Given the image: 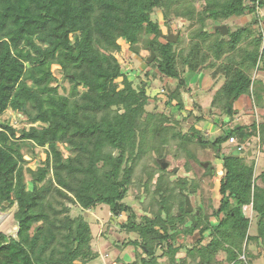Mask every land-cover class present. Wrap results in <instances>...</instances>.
<instances>
[{
	"label": "trees",
	"instance_id": "16d2710c",
	"mask_svg": "<svg viewBox=\"0 0 264 264\" xmlns=\"http://www.w3.org/2000/svg\"><path fill=\"white\" fill-rule=\"evenodd\" d=\"M259 8L264 0H0V116L10 108L32 124L0 122V212L15 205L17 227L15 235L0 232V264H90L100 256L92 243L95 236L84 216L71 215V205L87 210L99 204L116 217L127 214L122 227L138 239L126 245L142 251L134 264H218L220 251L227 264H251L257 256L249 243L264 248V168L255 175L256 162L247 157L248 150L252 155L264 149V83L253 78L255 71L264 76ZM155 10L170 31L179 21L175 42L152 18ZM247 15L252 21L246 25L230 26ZM184 21L193 23L187 32ZM121 42L130 54L147 58L151 74L165 81L169 106L185 107L188 73L216 67L224 81L211 105L224 116L237 112L234 104L243 96L262 101L256 120L232 126L218 122L227 129L212 141L223 172L212 212L216 224L201 207L184 210L196 182L186 176L171 179L174 170L161 166L170 153L183 156L189 170V161L207 141L197 123L183 131L178 118L147 110L150 97L156 101L159 92L149 94L146 77L133 86L116 55ZM196 106V121L206 120L202 106ZM231 136L237 143L222 151ZM239 144L242 151H237ZM23 147L42 148L43 160L27 157ZM37 160L41 164L32 168L29 163ZM144 175L142 203L150 215L136 221L123 199L133 178L138 185ZM252 213L255 233H250ZM194 231V242L178 241ZM182 249L185 255L178 258Z\"/></svg>",
	"mask_w": 264,
	"mask_h": 264
},
{
	"label": "rangeland",
	"instance_id": "374dc122",
	"mask_svg": "<svg viewBox=\"0 0 264 264\" xmlns=\"http://www.w3.org/2000/svg\"><path fill=\"white\" fill-rule=\"evenodd\" d=\"M198 5V3H197ZM152 18L154 20H158L162 32L166 33V27L163 25V18L162 14L159 10H155L152 14ZM261 25L264 28V17H260ZM252 21V17L247 15L243 16L239 19H236L234 21H230V26L234 29L237 26H244L248 22ZM178 20L173 21L172 25H178ZM193 23H190L188 21L183 22V32H187L189 27H191ZM259 25V24H258ZM176 28L175 30H177ZM172 31L174 34H177L176 31ZM122 49L120 52H118L116 55L118 57V61L122 64L124 72L127 73V76L130 80L133 81V86L138 87L140 84V79L147 78V81L149 83V94H152V96L157 93V99L156 101H152L150 97L149 104L146 105L147 110H151L155 108L157 111H164L169 116H174L179 119L181 122V128L183 131L189 130L190 126L195 124V127H197L203 136V139L207 141V144L200 150L196 151V160H190L189 170L186 168L185 158L183 156L180 157H173L170 153H166V162L167 164L161 163V166L165 167L168 166V170H174V173L170 175L171 179L179 178L180 176H186L187 181L189 182H196V186H194L195 191H189V200H190V206L188 209L191 211L196 210L198 207H201V210L209 217V221L212 224H216L217 220L216 217L213 215V209L217 207L220 199V193L218 191V184L220 177L222 176V162H221V154L219 156L215 155V148L212 145L213 139L220 135L225 129H227V126H232L236 122H238L239 119H243L241 121H249L246 120L251 116L250 114L253 113V108L256 111L257 115L253 113V119L256 120L261 112V100L258 99L257 96H253L254 98H250L249 96H244L243 98L239 99L235 102L234 107L238 109L239 113L236 112L230 116H224L221 113V109L218 106H212L211 105V92H213V89H217L222 82L224 81L223 73L221 72L220 67L211 68V69H202L199 72L196 73L197 77L200 78L202 75L200 74H207L209 76V79H211L210 84L212 85L201 88L199 87L198 90H195V86L199 85V81H191L189 78L192 77L191 74H187V85L183 89V101L185 104V107L181 110H179L176 106H169L166 104V96L163 92L164 88L162 87V83H165L163 80L160 81L159 77L153 76L152 69L153 67L151 64L147 66L146 59L140 56H137L135 54H130L126 50V45L121 42ZM151 69L149 72L150 74H145L147 72L145 69L147 67H150ZM139 74V75H138ZM57 79L58 82L61 84V86L65 87V89H68V82L65 79H62L61 74L57 73ZM138 75V76H137ZM200 75V76H199ZM142 76V77H141ZM144 76V77H143ZM259 76V75H258ZM257 76V77H258ZM195 78V75L193 76ZM196 77V78H197ZM193 78V79H194ZM259 78L264 83V77ZM170 82H172L169 79ZM166 81V82H169ZM173 83V82H172ZM196 84V85H195ZM59 91L62 92V89L59 88ZM65 92V91H64ZM215 92V91H214ZM214 94V93H213ZM212 94V95H213ZM197 104L199 106H202L203 111L206 113L204 115L206 117V120L202 122H198L195 119V116H198L200 114L199 108H197ZM192 113H189V112ZM211 113V114H210ZM224 120L227 126H224V128H220L218 125V122L220 120ZM10 120L16 127H25L28 128L30 124L26 120V116L22 113H18L15 111H12L10 108L6 109L0 116V122ZM237 120V121H236ZM195 122V123H194ZM216 123V124H215ZM34 125H36L34 123ZM257 139V138H256ZM234 143H230L229 140L221 144L222 151H229L232 150ZM256 144L252 142L251 147L257 148L255 146ZM62 148V147H61ZM258 149V148H257ZM264 149L254 150L252 155H248L247 157L249 159H254V162H256L255 166V175L258 174L263 168H264ZM23 153L27 155V157H35L39 156L41 160L44 158V152L42 148L36 147L34 151L29 149L28 147H23ZM258 154V155H257ZM41 160L35 161V163H29V165L32 168H35L37 165L41 164ZM164 164H166L164 166ZM204 164H207L204 166ZM219 164V165H218ZM28 164H25L27 166ZM155 165V164H154ZM207 169V170H206ZM206 170V171H205ZM212 172V173H211ZM156 174L154 175L153 182L156 179ZM25 179H29L28 173H25ZM142 182L140 184L135 185L137 183V178H133V183L129 186V189L127 191V194L123 201L128 204L136 213V221H139L142 216L144 215H150V211H145L143 209V203L142 200L145 197V193L143 191V182L146 180V176L144 175L142 177ZM256 182L259 183V180ZM26 187L29 188L30 184L26 182ZM188 195V193H187ZM186 200V199H185ZM16 209V206L13 205L9 208H7L5 211L0 212V232L6 234V235H15L16 233V223L13 218V213ZM185 211L187 210V207L184 208ZM178 211V205L177 203H173L172 205V212L174 214H177ZM189 213V212H187ZM82 215L84 218L90 222L93 235L95 236L92 240V243L94 245V249L98 251V244L103 245L106 247V242L104 241L106 238L103 236L104 233H109L111 236L114 237L115 241L113 248H109L112 250V253L110 254V251L104 252L102 250L98 251L99 253H107L108 256L112 259H114L116 264H134L135 261L139 258V256L142 255V251L140 248H134L131 245H126L128 240L132 239H138V234L133 231H129L127 228L122 227V224L126 222L127 214L122 213L120 216H114L112 215L109 207L104 204H99L95 208L83 210L79 206H73L71 205V215ZM251 227H250V233L256 232V226H255V215L251 214ZM187 222L185 225H188L190 223V217H186ZM179 224L178 226H180ZM101 235L98 237V234ZM178 241H184L186 243H192L196 240L198 237L197 231H194L193 234L183 236H178ZM98 238V239H97ZM207 241V240H206ZM205 241V242H206ZM257 244V245H256ZM251 242L249 243V249L252 252H255L256 256L259 255L261 252H264V248H262L261 245L258 243ZM102 246V247H103ZM261 246V247H259ZM117 252V253H116ZM185 255V250L182 249L177 254L178 258L183 257ZM216 259L218 261V264H227V261L225 260V255L223 252H219L216 256ZM257 258L253 259L251 264H259L256 262ZM90 264H102L101 257L99 256L96 260L92 261ZM263 264V263H261Z\"/></svg>",
	"mask_w": 264,
	"mask_h": 264
},
{
	"label": "crops",
	"instance_id": "0c3cea01",
	"mask_svg": "<svg viewBox=\"0 0 264 264\" xmlns=\"http://www.w3.org/2000/svg\"><path fill=\"white\" fill-rule=\"evenodd\" d=\"M262 12H264V8H259ZM195 75V78L193 77ZM200 75H202L200 78H198L197 77V75L196 74H191V76L192 77H190L189 79L191 80V81H199V85H197V86H195V90H198L199 89V87H201V88H205V87H208L209 85L211 86L212 85V83L210 84V80L211 79H209V76L207 75V74H200ZM199 75V76H200ZM261 78L262 77H264V76H261V75H259ZM258 76V77H259ZM197 77V78H196ZM194 78V79H193ZM196 85V84H195ZM214 91H215V89H213V92H211V97L213 96L212 94L214 93ZM244 97V96H243ZM242 97V98H243ZM247 97V96H246ZM235 109H236V107H235ZM236 111L238 112L239 110L238 109H236ZM239 113V112H238ZM251 116L249 117V115H248V118L246 119V120H249V121H241V120H243V119H239L238 120V122H244V123H249V122H251L252 121V119H253V113H251L250 114ZM237 121V120H236ZM219 165V164H218ZM222 165V164H221ZM218 188H219V184H218ZM101 235V232H100V234H98V237ZM105 237L106 238H108V239H105L104 241L106 242V247H104L103 245H99L98 244V251H101L102 252V250L104 251V252H109L110 251V254L112 253V250L115 248L114 246H113V244H114V241H115V239H114V237L113 236H111L109 233H105ZM98 239V238H97ZM103 246V247H102ZM109 248H113L112 250H110ZM117 253V252H116ZM254 255H256L255 254V252H252ZM257 259V261L256 262H258L259 264H261V263H263L264 264V252H261L259 255H257V257H256ZM111 259V258H110Z\"/></svg>",
	"mask_w": 264,
	"mask_h": 264
},
{
	"label": "built area",
	"instance_id": "2783aa9c",
	"mask_svg": "<svg viewBox=\"0 0 264 264\" xmlns=\"http://www.w3.org/2000/svg\"><path fill=\"white\" fill-rule=\"evenodd\" d=\"M257 13L259 14V17H264V12H262L260 9H257ZM176 28H177V25H174V26L172 25V30L173 31ZM166 33H167V30H166ZM166 33H164V34H166ZM262 48H264V28L262 29V45H261V49ZM257 76H258V74L255 71L253 73V78H256ZM229 142L230 143H234V144L237 143L235 137H233V136L229 137ZM242 149H243V145L239 144L237 146V151H242ZM248 210H249V212L251 211V206H248ZM99 254H100V257H101V260H102V264H116L114 259L111 260L107 253H99ZM240 257L244 259V255L243 254Z\"/></svg>",
	"mask_w": 264,
	"mask_h": 264
},
{
	"label": "water",
	"instance_id": "95a60500",
	"mask_svg": "<svg viewBox=\"0 0 264 264\" xmlns=\"http://www.w3.org/2000/svg\"><path fill=\"white\" fill-rule=\"evenodd\" d=\"M219 29H221L224 33L227 32V29H226V26L225 25H221L219 26ZM166 36V39L170 42H175L177 40V37H178V34H174L173 32H170V31H167V34L165 35ZM153 58V54H151L149 60H151ZM251 151L248 150V155H250ZM166 164H164L165 166ZM207 164H204V166H206ZM185 204H186V207H187V210H190L188 209V207L190 206V200H189V197L186 196L185 197Z\"/></svg>",
	"mask_w": 264,
	"mask_h": 264
},
{
	"label": "clouds",
	"instance_id": "9594fccd",
	"mask_svg": "<svg viewBox=\"0 0 264 264\" xmlns=\"http://www.w3.org/2000/svg\"><path fill=\"white\" fill-rule=\"evenodd\" d=\"M166 29H167V28H166ZM167 31H170V30L167 29ZM172 31H173V30H171L170 32H172ZM166 34H167V33H166ZM166 34H165V35H166Z\"/></svg>",
	"mask_w": 264,
	"mask_h": 264
}]
</instances>
